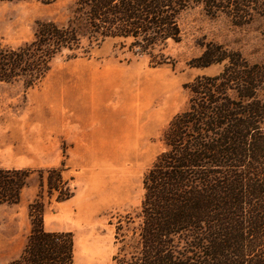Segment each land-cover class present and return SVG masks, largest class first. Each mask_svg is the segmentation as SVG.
<instances>
[{
  "label": "trees",
  "instance_id": "trees-1",
  "mask_svg": "<svg viewBox=\"0 0 264 264\" xmlns=\"http://www.w3.org/2000/svg\"><path fill=\"white\" fill-rule=\"evenodd\" d=\"M19 1L27 0H0ZM194 7L236 25L264 18V0H75L65 25L40 22L30 42L15 48L0 43V83L33 88L63 52L75 58L83 41L90 47L107 38L123 40L135 55L160 65L167 42L180 41V15ZM212 65L222 66L217 75L184 85L187 106L163 131L165 150L143 177L139 210L125 217L127 225L139 222L131 258L123 242L114 264H264V62L209 43L192 66ZM32 172L0 168V205L19 203ZM36 172L30 232L9 264H72V235L45 230L43 200L64 201L73 192L60 170ZM121 230L120 222L116 242Z\"/></svg>",
  "mask_w": 264,
  "mask_h": 264
},
{
  "label": "rangeland",
  "instance_id": "rangeland-1",
  "mask_svg": "<svg viewBox=\"0 0 264 264\" xmlns=\"http://www.w3.org/2000/svg\"><path fill=\"white\" fill-rule=\"evenodd\" d=\"M74 2H0V43L15 48L30 42L40 22L65 25ZM178 23L180 41L167 42L160 65L135 55L123 40L107 38L90 47L83 41L75 58L63 52L33 88L0 83V168L34 171L19 203L0 205V264L17 259L25 246L41 169L60 170L73 192L64 201L43 200L45 230L72 235V264H114L123 242L130 260L139 222L127 225L125 217L139 210L143 177L165 150L163 131L187 106L184 85L222 69L195 68L192 60L212 43L264 62L262 17L236 25L194 7Z\"/></svg>",
  "mask_w": 264,
  "mask_h": 264
}]
</instances>
